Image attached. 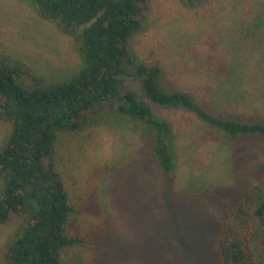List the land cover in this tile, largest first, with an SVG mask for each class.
<instances>
[{
    "label": "rangeland",
    "instance_id": "rangeland-1",
    "mask_svg": "<svg viewBox=\"0 0 264 264\" xmlns=\"http://www.w3.org/2000/svg\"><path fill=\"white\" fill-rule=\"evenodd\" d=\"M133 45L161 63L168 87L218 116L264 121V0H152ZM0 53L50 79L82 66L74 39L23 0H0ZM155 110L177 132L170 174L150 153L148 130L124 118H104L60 157L81 210L73 231L87 238L65 249L66 264H222L225 210L264 175V139L230 138L184 109ZM9 130L0 120V146ZM16 224H0V264Z\"/></svg>",
    "mask_w": 264,
    "mask_h": 264
},
{
    "label": "trees",
    "instance_id": "trees-1",
    "mask_svg": "<svg viewBox=\"0 0 264 264\" xmlns=\"http://www.w3.org/2000/svg\"><path fill=\"white\" fill-rule=\"evenodd\" d=\"M23 1L74 39L82 66L50 79L0 53V120L10 124L0 146V224L17 223L4 264H66L65 249L87 242L73 231L81 210L60 157L73 154L104 118L147 129L150 153L165 174L176 167L177 132L156 107L184 109L230 138L264 139V121L218 116L187 90L168 87L160 62L140 59L134 37L148 29L152 0ZM218 252L222 264H264V175L226 208Z\"/></svg>",
    "mask_w": 264,
    "mask_h": 264
}]
</instances>
